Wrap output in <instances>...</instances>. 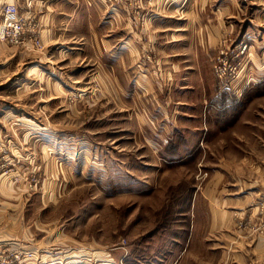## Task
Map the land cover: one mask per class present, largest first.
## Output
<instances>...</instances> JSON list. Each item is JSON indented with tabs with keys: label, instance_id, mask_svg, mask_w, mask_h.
<instances>
[{
	"label": "crops",
	"instance_id": "obj_1",
	"mask_svg": "<svg viewBox=\"0 0 264 264\" xmlns=\"http://www.w3.org/2000/svg\"><path fill=\"white\" fill-rule=\"evenodd\" d=\"M5 4L25 18L26 41L10 46L0 40V78L10 81L28 65L17 75V90L33 89L49 117L24 114L22 121L52 124L39 129L35 142L24 137L17 145L46 165L59 155L72 158L76 139L89 143L71 132L75 123L89 121L93 108L106 118L129 103L138 121L150 116L146 140L160 162L183 168L201 156L198 172L205 174H198L189 199L192 231L195 219L204 218L212 250L240 256L244 248L258 250L261 263L264 0H0V9ZM141 21L155 43L145 70L139 64L147 43L132 28ZM30 38L42 46L26 45ZM220 50L230 55L234 77L214 74ZM3 112L0 119L8 118ZM64 123L66 130L58 126ZM218 147H227L225 160ZM87 150L79 149L84 156ZM207 155L216 157L208 163Z\"/></svg>",
	"mask_w": 264,
	"mask_h": 264
},
{
	"label": "rangeland",
	"instance_id": "obj_2",
	"mask_svg": "<svg viewBox=\"0 0 264 264\" xmlns=\"http://www.w3.org/2000/svg\"><path fill=\"white\" fill-rule=\"evenodd\" d=\"M142 23L132 28L147 43L139 64L145 70L155 43ZM17 75L0 78V114L9 113L0 119V264H264L256 263L258 250L244 248L241 256L212 250L204 218L195 219L192 231L189 199L198 174H205L198 172L201 156L183 168L160 162L146 140L150 116L138 121L129 103L106 118L93 108L89 121L75 123L71 132L89 143L76 139L72 158L59 155L46 165L36 152L29 155L17 144L24 137L35 142L39 129L52 124L22 121L24 114L47 118L49 109L33 89L17 90ZM217 150L225 160L227 147Z\"/></svg>",
	"mask_w": 264,
	"mask_h": 264
},
{
	"label": "built area",
	"instance_id": "obj_3",
	"mask_svg": "<svg viewBox=\"0 0 264 264\" xmlns=\"http://www.w3.org/2000/svg\"><path fill=\"white\" fill-rule=\"evenodd\" d=\"M1 14L0 40L14 46L23 45L26 41V20L20 14L18 8L15 5L5 4L1 8ZM26 45L42 46L38 38H30ZM229 56L227 51L220 50L214 58L213 71L217 77L227 79L233 76L234 67Z\"/></svg>",
	"mask_w": 264,
	"mask_h": 264
}]
</instances>
